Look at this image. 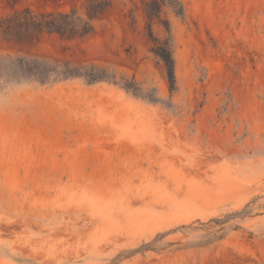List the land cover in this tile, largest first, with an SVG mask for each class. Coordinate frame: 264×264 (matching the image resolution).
Masks as SVG:
<instances>
[{"label":"rangeland","instance_id":"1","mask_svg":"<svg viewBox=\"0 0 264 264\" xmlns=\"http://www.w3.org/2000/svg\"><path fill=\"white\" fill-rule=\"evenodd\" d=\"M87 1L0 0V16L83 14ZM146 1L114 0L84 38L0 35L3 62L112 79L43 83L0 68V264H264V0L164 10L174 91Z\"/></svg>","mask_w":264,"mask_h":264},{"label":"trees","instance_id":"2","mask_svg":"<svg viewBox=\"0 0 264 264\" xmlns=\"http://www.w3.org/2000/svg\"><path fill=\"white\" fill-rule=\"evenodd\" d=\"M113 3L114 0H88L83 14H79L77 9L71 12L41 13H35L28 7L16 10L12 14L0 16V35L31 45L39 43L45 33H56L68 39L84 38L94 32L95 19L101 18ZM167 8L178 15L184 13V7L180 0H147L144 4V10L148 17V35L154 43L153 52L163 61L170 90L174 91L177 88V80L171 23L164 16V10ZM156 22L164 28L165 35L157 36L155 34L153 26ZM0 68H7L15 75H23L43 83L74 77H82L89 83L112 80L103 75L102 71L95 66L88 70H82V68L71 67L67 64L65 68L59 70L58 66H53L48 61L30 60L23 57H9L7 62L0 60ZM123 85L133 94L153 100V96L140 92L141 87L135 80H127Z\"/></svg>","mask_w":264,"mask_h":264}]
</instances>
